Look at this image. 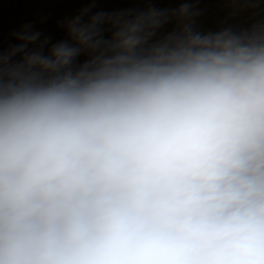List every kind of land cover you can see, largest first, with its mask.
Instances as JSON below:
<instances>
[{
	"label": "clouds",
	"instance_id": "clouds-1",
	"mask_svg": "<svg viewBox=\"0 0 264 264\" xmlns=\"http://www.w3.org/2000/svg\"><path fill=\"white\" fill-rule=\"evenodd\" d=\"M76 2L0 38V264H264V26Z\"/></svg>",
	"mask_w": 264,
	"mask_h": 264
},
{
	"label": "rangeland",
	"instance_id": "rangeland-1",
	"mask_svg": "<svg viewBox=\"0 0 264 264\" xmlns=\"http://www.w3.org/2000/svg\"><path fill=\"white\" fill-rule=\"evenodd\" d=\"M180 6L178 2H112L98 3L92 6V10H132L135 14L155 8L171 13ZM86 7L89 5L76 0H0V38L7 49L10 33L25 24H30L33 30L55 33L58 20L75 16ZM189 7L198 13L193 26L201 32L217 31L225 27L242 31L264 26V3L253 4L246 0H189Z\"/></svg>",
	"mask_w": 264,
	"mask_h": 264
},
{
	"label": "bare ground",
	"instance_id": "bare-ground-1",
	"mask_svg": "<svg viewBox=\"0 0 264 264\" xmlns=\"http://www.w3.org/2000/svg\"><path fill=\"white\" fill-rule=\"evenodd\" d=\"M203 9V8H202ZM202 9H201V11H202ZM67 12V11H66Z\"/></svg>",
	"mask_w": 264,
	"mask_h": 264
}]
</instances>
